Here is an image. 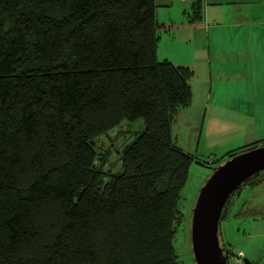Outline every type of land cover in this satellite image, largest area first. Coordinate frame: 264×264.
Here are the masks:
<instances>
[{
  "label": "trees",
  "instance_id": "obj_1",
  "mask_svg": "<svg viewBox=\"0 0 264 264\" xmlns=\"http://www.w3.org/2000/svg\"><path fill=\"white\" fill-rule=\"evenodd\" d=\"M155 8L0 0V264H181L179 203L197 160L171 130L192 103L194 71L157 59ZM202 11L195 0L188 22ZM138 120L120 170H105L98 141ZM220 243L227 262L237 255Z\"/></svg>",
  "mask_w": 264,
  "mask_h": 264
},
{
  "label": "crops",
  "instance_id": "obj_2",
  "mask_svg": "<svg viewBox=\"0 0 264 264\" xmlns=\"http://www.w3.org/2000/svg\"><path fill=\"white\" fill-rule=\"evenodd\" d=\"M208 1L203 0L205 10L192 23L193 28L187 11L181 12L178 19L160 24L164 31L189 26L183 27L186 32L181 38L189 36L194 40L188 48V58L178 59L177 63L171 61L194 71L190 84L192 103L182 111H194L188 122L200 126L195 138L196 152L203 138H209L204 144L212 145L210 154L216 152L223 157L264 141V0H213L210 4ZM231 134H237L234 141L229 139ZM263 182L264 176L242 186L235 194L238 196L245 187L255 188ZM246 204L232 209L230 201L220 226L222 222L245 218ZM251 213L264 218V203L259 211L252 209ZM244 257L250 261L246 253Z\"/></svg>",
  "mask_w": 264,
  "mask_h": 264
},
{
  "label": "rangeland",
  "instance_id": "obj_3",
  "mask_svg": "<svg viewBox=\"0 0 264 264\" xmlns=\"http://www.w3.org/2000/svg\"><path fill=\"white\" fill-rule=\"evenodd\" d=\"M194 1L195 0H155L156 20L162 23L169 19H178L180 18L181 12H191V4ZM212 1L213 0H209L208 4ZM208 8H210V6ZM204 10L203 8V12ZM190 26H192V23ZM183 27L188 28L189 26ZM183 27H179V30H176V27H174L170 31H164V29L159 31L160 42L157 52V59L159 61L168 59L170 62L177 63L178 59L183 60L188 58V48L194 40L189 36H185L181 39L182 33L186 32ZM197 41L200 42V40ZM181 112L182 113H179L176 117V121L172 125V142L177 147H181L184 152L186 151L188 154L195 157V160L203 164L207 163L206 165L208 166L205 167L193 162L190 167L188 180L181 193L179 203L182 220L177 225L174 236V247L180 263L195 264L192 258L190 237L191 213L201 186L207 177L211 175L212 168L217 165L216 160L221 158L222 154L218 155L216 152L210 154L209 149L212 145L205 146L206 144H204L208 142L209 138H203L198 147V152H196L195 138L198 136L197 132L200 126L196 127L193 120V124H189L188 122V118H190V116L193 117L194 111L189 110L183 113L181 110ZM219 117L221 116H218V121ZM218 125L221 126V124ZM142 130V120H138L135 123L124 122L121 127L111 130L107 137H102L98 141V146L101 151L107 154L104 164L105 170L109 168L114 172L120 170L119 151L127 143L132 141L133 135L136 132H141ZM235 135L237 134L229 135V139L234 141ZM224 137L219 138L224 139ZM211 142L213 143L214 141L212 140ZM240 149L242 148L237 150ZM262 176H264V174H261L258 178ZM230 201L232 202V209H239L242 204L247 202L244 210L245 218L243 217L240 221L231 220L227 223L222 222L220 226V241L223 242L226 247L231 246L236 252H242L244 255L246 253L253 264H264V218H262V216L252 215L251 213L252 209L259 211L260 206L264 203V182L255 188L245 187L240 195L237 196V194H235L231 196ZM250 236H255V238L250 239Z\"/></svg>",
  "mask_w": 264,
  "mask_h": 264
},
{
  "label": "water",
  "instance_id": "obj_4",
  "mask_svg": "<svg viewBox=\"0 0 264 264\" xmlns=\"http://www.w3.org/2000/svg\"><path fill=\"white\" fill-rule=\"evenodd\" d=\"M260 172H264V146L240 152L212 168L191 213L190 237L195 264H228L220 243L222 211L231 195ZM243 264L250 261L244 258Z\"/></svg>",
  "mask_w": 264,
  "mask_h": 264
},
{
  "label": "built area",
  "instance_id": "obj_5",
  "mask_svg": "<svg viewBox=\"0 0 264 264\" xmlns=\"http://www.w3.org/2000/svg\"><path fill=\"white\" fill-rule=\"evenodd\" d=\"M225 250V249H224ZM228 249H226L227 251ZM244 254L242 252H238L237 255H230L229 256V264H242L241 260L243 261Z\"/></svg>",
  "mask_w": 264,
  "mask_h": 264
}]
</instances>
